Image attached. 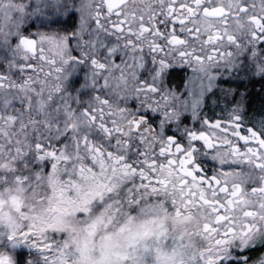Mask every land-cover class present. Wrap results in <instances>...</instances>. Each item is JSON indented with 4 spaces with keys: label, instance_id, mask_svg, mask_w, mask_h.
Returning a JSON list of instances; mask_svg holds the SVG:
<instances>
[{
    "label": "snow or ice",
    "instance_id": "snow-or-ice-1",
    "mask_svg": "<svg viewBox=\"0 0 264 264\" xmlns=\"http://www.w3.org/2000/svg\"><path fill=\"white\" fill-rule=\"evenodd\" d=\"M260 45L264 0H0V264H264V127L174 132L150 68Z\"/></svg>",
    "mask_w": 264,
    "mask_h": 264
},
{
    "label": "flooded vegetation",
    "instance_id": "flooded-vegetation-1",
    "mask_svg": "<svg viewBox=\"0 0 264 264\" xmlns=\"http://www.w3.org/2000/svg\"><path fill=\"white\" fill-rule=\"evenodd\" d=\"M230 47L236 52L231 60L217 61L207 71L176 59L162 69L159 64H150V68L156 70L155 83L161 95L169 91L176 93L178 100L185 105L179 113L182 123L179 127L173 124L174 132L183 135L186 130L203 127L205 117L227 119L237 104L246 125L264 127V81L258 67L264 63V45L259 46L258 58H253L249 49L236 51L234 46ZM76 75L81 76L82 82V73ZM201 87L205 93L195 95ZM260 252H264V248L251 255L255 258Z\"/></svg>",
    "mask_w": 264,
    "mask_h": 264
},
{
    "label": "rangeland",
    "instance_id": "rangeland-1",
    "mask_svg": "<svg viewBox=\"0 0 264 264\" xmlns=\"http://www.w3.org/2000/svg\"><path fill=\"white\" fill-rule=\"evenodd\" d=\"M169 93L172 96L174 105L176 106L177 109H179V113H181L184 110L185 105L183 103L181 104V102L178 100V96L176 93H172L170 91H169ZM203 93H205V92L201 87L195 95L201 96Z\"/></svg>",
    "mask_w": 264,
    "mask_h": 264
}]
</instances>
